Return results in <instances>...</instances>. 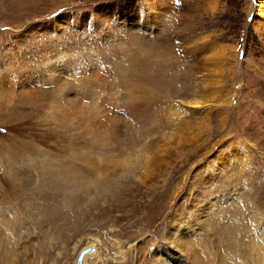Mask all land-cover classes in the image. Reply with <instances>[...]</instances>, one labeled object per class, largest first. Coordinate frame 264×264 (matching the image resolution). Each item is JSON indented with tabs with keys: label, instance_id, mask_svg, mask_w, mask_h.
<instances>
[{
	"label": "rangeland",
	"instance_id": "374dc122",
	"mask_svg": "<svg viewBox=\"0 0 264 264\" xmlns=\"http://www.w3.org/2000/svg\"><path fill=\"white\" fill-rule=\"evenodd\" d=\"M179 235L264 264V0H0V261L191 264Z\"/></svg>",
	"mask_w": 264,
	"mask_h": 264
},
{
	"label": "bare ground",
	"instance_id": "6f19581e",
	"mask_svg": "<svg viewBox=\"0 0 264 264\" xmlns=\"http://www.w3.org/2000/svg\"><path fill=\"white\" fill-rule=\"evenodd\" d=\"M197 104V103H196ZM56 183L55 182H50L48 185H53V187H54V189H53V191H55V188L56 189H58L57 187H56V185H55ZM58 186V185H57ZM234 221L236 222L237 220H235L234 219ZM240 222V221H239ZM234 223V222H233ZM234 226H236V228L237 229H234ZM228 228H230V235L227 237L228 238V242L230 241V244H231V246H234L235 245V247L237 248V249H241V248H243V246H241L240 245V242H239V238L237 239V238H235L236 236H235V234L237 235V234H240L239 233V231H241L240 230V228L237 226V225H233L232 227H230L229 225L228 226H226V228L223 230V232H224V234H226L227 233V230H228ZM226 231V232H225ZM261 235V234H260ZM258 237V236H257ZM174 244H175V246L177 247V249L179 250V252L180 251H182V252H184L185 253V256L186 257H188L187 259H189L190 261V263L191 264H210V262L211 261H209V260H207V263L206 262H200V260H198L197 259V257H194L193 258V255H194V253L192 252V250H191V248H189V247H187V245L185 244V242H182V237H181V235H179V237H177V239H176V241L174 240V242H173ZM138 245H136V248H138L137 247ZM248 247V246H247ZM87 248V247H86ZM252 248V247H251ZM85 249V248H84ZM80 251V250H79ZM233 251V250H232ZM234 253H236L237 254V251H235ZM239 253V252H238ZM95 254H96V252L94 251V253L92 254V253H89V255H86L83 259H82V261L80 260V264H87L89 261H88V259H91L93 256H95ZM123 255V253L121 254V256ZM143 258V257H142ZM190 258H192V259H190ZM207 258V257H206ZM143 260L144 261H141V262H138V264H141V263H143V262H146V264H157L156 263V261H154L153 259H148V257L146 256V257H144L143 258ZM206 260V259H205ZM226 261V260H225ZM225 261L224 260H221V263H219V262H217V263H219V264H227V262L225 263ZM33 262V261H32ZM73 263V262H72ZM128 263V262H127ZM216 263V264H217ZM0 264H24L23 263V261H20L19 259L16 261V263H12V260H5V261H0ZM25 264H32V263H25ZM123 264H125V263H123Z\"/></svg>",
	"mask_w": 264,
	"mask_h": 264
},
{
	"label": "water",
	"instance_id": "95a60500",
	"mask_svg": "<svg viewBox=\"0 0 264 264\" xmlns=\"http://www.w3.org/2000/svg\"><path fill=\"white\" fill-rule=\"evenodd\" d=\"M91 252H92V250L89 249V248L83 249L81 251V253L79 254V257H78V259H77L75 264H80V260L82 261V259L84 258V255H86L88 253H91Z\"/></svg>",
	"mask_w": 264,
	"mask_h": 264
}]
</instances>
